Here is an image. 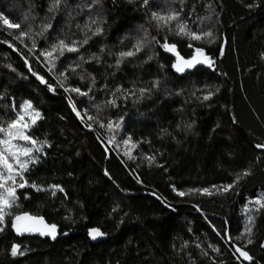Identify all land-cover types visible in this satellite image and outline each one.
Here are the masks:
<instances>
[{
    "label": "trees",
    "instance_id": "trees-1",
    "mask_svg": "<svg viewBox=\"0 0 264 264\" xmlns=\"http://www.w3.org/2000/svg\"><path fill=\"white\" fill-rule=\"evenodd\" d=\"M51 3L0 0V13L21 24L0 21V127L30 102L42 117L30 134L48 142L18 179L47 191L17 188L0 225V264H264V209L250 203L264 197V149L256 147L264 144V0H66L50 12ZM153 12L180 18L163 25ZM185 22L212 37L176 35ZM21 31L30 36L17 39ZM86 37L79 52L41 55L61 39ZM153 37L185 59L202 48L214 66L177 72ZM137 41L143 49L117 66ZM109 122L121 126L110 130ZM245 170L228 192L177 195L231 184ZM52 185L64 191L53 195ZM246 207L251 237L241 235ZM20 211L55 224L56 237L15 236L9 221ZM90 227L104 236L90 241ZM13 245L24 255L12 256Z\"/></svg>",
    "mask_w": 264,
    "mask_h": 264
},
{
    "label": "snow or ice",
    "instance_id": "snow-or-ice-1",
    "mask_svg": "<svg viewBox=\"0 0 264 264\" xmlns=\"http://www.w3.org/2000/svg\"><path fill=\"white\" fill-rule=\"evenodd\" d=\"M66 0H52L51 6L49 8L50 12L59 10L62 3H65ZM95 2V0H93ZM145 6L148 5L149 0H143ZM87 7L91 8L92 4H88ZM152 18L156 20L158 23H162L163 25H168L173 21H178L180 18L179 12H172L166 15H161L156 12L152 13ZM0 21L2 24L6 26L8 29H20V23H12L7 16L3 13H0ZM96 21H92V24H95ZM51 27L50 24H45L43 26V30L38 33V35H43L44 31H47ZM86 29L89 28L88 25L85 26ZM102 29L99 27L96 28L92 35H99L101 34ZM176 35L188 37L192 41H198L205 38H211V32H195L191 31L188 24L185 23H178L176 29ZM29 32L21 31L20 35L17 36V39L22 37H29ZM89 37H86L82 42H77L72 40L70 42H66V40L61 39L59 40L58 44L52 47L51 51L42 52L41 55L45 56L46 59H54L55 54L59 52V55H63L65 51L67 52H79L80 48H82L85 44L88 43ZM153 41L159 44L166 52L172 53L176 56V62L172 65V67L180 73L185 72L188 69L194 68L198 64H206L208 67L214 66V61L208 57L202 48H195V54L189 58L185 59L182 57L179 52L177 51V47L175 44H169L167 39L161 44L160 41L156 40L155 37L152 38ZM33 48L36 47L35 41H33ZM144 47V44L141 41H137V43L133 46L132 50L121 52L119 55V59H117L116 63L117 66L128 57H133L137 53H139ZM189 47H192V44H189ZM223 54V49H221V55ZM95 58V57H93ZM152 57H149L151 59ZM261 58L264 59V53H261ZM83 59V57H81ZM54 66V65H53ZM42 79V78H41ZM42 82L46 83V81ZM157 85L154 84L153 87ZM68 89H66L67 91ZM71 91L78 93L81 96H87V92H82L80 88H73ZM146 90L141 89L140 92L143 94ZM216 91L209 90L207 94L203 95L202 99L204 101L211 100V98L216 94ZM108 103L115 106L116 101L111 100ZM80 115V113H77ZM86 115V113H85ZM42 117L39 112L33 110L32 105L30 102H25V104L21 107L19 112L17 113V118L10 123L7 124L6 127H0V223L4 222L5 215L7 210L12 208L17 200L16 191L17 188H24V187H34L37 191H47L46 189H42L36 185H29L27 181L23 183L17 184V178L23 179L24 173L28 171L30 165L35 164L38 162L39 157L36 155L37 153H41L43 151V145H46L48 142L45 141H38L34 139L30 134V129L34 127L38 120ZM89 120L95 119L94 117H88ZM101 127L105 125L101 123ZM120 123L117 122L113 124L109 122L107 127L112 130L113 128L119 129ZM90 127V125H89ZM189 128L191 125L188 126ZM131 138L129 140H125L124 144L128 145L130 143ZM136 144H131V148H135ZM257 148L264 149V144H257ZM129 159H133L134 157L131 155V150L125 153ZM149 164H152L155 161L154 156L146 157ZM250 175V171L245 170L241 174L236 176V179L231 184L221 185V186H213V189H190L187 192L184 191H177V195L185 196V195H194V194H201V195H214L217 193H224L228 192L234 188V186L245 176ZM11 184V187L8 185ZM53 189L52 194L55 195L57 191L63 192L64 189L59 185H52L50 186ZM174 191H176L174 189ZM250 203H254L258 207L256 211H260L264 209V197L261 199H257ZM244 211L249 213L248 220L245 225L244 231L241 235H248L251 237L253 231V224H254V217L251 215V210L249 208H245ZM22 221H31V225L21 224ZM40 225L42 227H38ZM13 228L17 231L18 234H22L23 232H38L40 235H49L52 238L56 236V225H46L42 217H33L28 213H24L23 215H17L14 217L13 221ZM3 229H0L2 231ZM88 235L91 239L95 240L104 235L98 228H92L89 230ZM253 241L251 239L248 240V243L251 244ZM209 247H212L209 245ZM213 251H218V249H213ZM235 252L239 253L240 257H243L245 260H251L252 258L248 255L246 251H244L240 247H235ZM206 254V253H205ZM11 255H24L23 252L20 251L19 245H13L11 248Z\"/></svg>",
    "mask_w": 264,
    "mask_h": 264
},
{
    "label": "water",
    "instance_id": "water-1",
    "mask_svg": "<svg viewBox=\"0 0 264 264\" xmlns=\"http://www.w3.org/2000/svg\"><path fill=\"white\" fill-rule=\"evenodd\" d=\"M195 54V53H194ZM174 55V54H173ZM174 57H175V62H176V56L174 55ZM24 213H28L29 215H31V216H33V217H42L41 215H36V214H32V213H30V212H28V211H20V212H17V213H15L11 218H10V221H9V228H10V230L12 231V233L15 235V236H17V237H20V236H38V237H48V238H50V239H54V238H52L51 236H49V235H40L38 232H23L22 234H18L17 233V231L13 228V221H14V217L15 216H17V215H23ZM43 218V217H42ZM43 220H44V223L46 224V225H53V223H49V222H47L44 218H43ZM21 224H27V225H31L32 224V222L31 221H22L21 222ZM55 225V224H54ZM38 227H42V226H40V225H37ZM92 228H96V227H90V228H88V230H87V236H88V238H89V240L90 241H92V242H94V241H96V240H98V239H100L101 237H103V236H101V237H99V238H97V239H95V240H93V239H91V237L88 235V233H89V230L90 229H92ZM56 235H57V226H56ZM56 237V236H55Z\"/></svg>",
    "mask_w": 264,
    "mask_h": 264
},
{
    "label": "rangeland",
    "instance_id": "rangeland-1",
    "mask_svg": "<svg viewBox=\"0 0 264 264\" xmlns=\"http://www.w3.org/2000/svg\"><path fill=\"white\" fill-rule=\"evenodd\" d=\"M24 104H25V103H24ZM24 104H22L21 107H22ZM21 107L19 108V110L21 109ZM19 110H18V112H19ZM18 112H17V113H18ZM17 113H16V115L14 116V118L11 119L8 123H10L11 121H13V120H15V119L17 118ZM8 123H7V124H8ZM7 124H6L4 127H6ZM18 179H19V178H17L16 183H19ZM11 186H12L11 184L8 185V187H11ZM8 213H9V209L7 210L6 215H7ZM6 215H5V217H6ZM4 220H5V219H4ZM3 223H4V222H3ZM3 223H0V225H2Z\"/></svg>",
    "mask_w": 264,
    "mask_h": 264
}]
</instances>
